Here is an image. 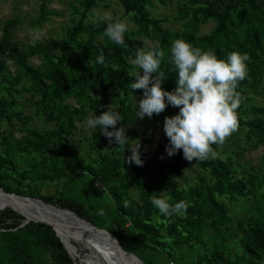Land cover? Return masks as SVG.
Segmentation results:
<instances>
[{
  "label": "trees",
  "instance_id": "1",
  "mask_svg": "<svg viewBox=\"0 0 264 264\" xmlns=\"http://www.w3.org/2000/svg\"><path fill=\"white\" fill-rule=\"evenodd\" d=\"M101 1L78 0V6H72L77 19L72 21L65 35L34 45L26 46L13 40V31L20 23L18 18L4 23L0 61H13L17 70L14 76L4 74L1 78L5 85H0L11 95L13 86L26 82L24 89L31 98H36L33 103L36 111L45 121L53 122L54 127L43 131L25 127L26 137L14 145L10 143L11 135L2 136L5 149L0 153V189L73 211L95 227L108 231L124 251L135 255L143 264L165 261L172 264H264V193L259 192L264 186V175L258 177L244 170L239 175L229 156L225 159L209 156L190 162L179 150L167 163L144 168L125 162L124 157L130 155L127 151L117 158L122 147L108 142L101 161H95L84 170L67 176L62 165L66 157L76 159L78 156L71 138L75 121L85 114L100 115L105 110L108 94L114 95V104L122 118L116 127L124 126L129 138L136 135L141 119H136L137 109L129 100L132 95L139 99L143 96V90L130 87L132 72L136 70L130 61L138 49L158 47L163 51L160 71L166 79L162 87L168 91L176 87L169 56L171 43L178 38L201 50L213 51L218 59H226L232 51L246 53L249 56L247 75L237 82L235 91L240 98L246 89L253 90L252 83L259 81L264 72V0H185L172 17L174 23H179V29L165 27V20L153 17L148 10L153 2L166 5L168 0H117L123 11L119 18L130 19L135 27H128L123 45L114 44L104 35L106 25L112 20L88 21L92 9ZM44 13L41 10L39 19ZM208 22L214 23L213 29L208 34L196 35L198 26ZM143 38L153 41V46L147 48ZM101 53L103 63L97 62ZM32 55L41 56L40 67L28 64L27 59ZM248 77L249 85L246 84ZM68 100L75 105L71 106ZM6 105L8 101L0 98V115L9 111L22 124H27V116L21 117V112L8 110ZM177 109L167 106L151 118L158 119L163 126L164 118L175 115ZM236 112V130L245 127L247 140H264V120L260 116L246 118L249 114L261 115L263 109L241 103ZM167 144L165 136L164 150ZM105 145L103 134L93 129L89 146L102 151ZM127 146H130L129 140ZM212 148L219 152L216 144ZM22 150L49 156L36 163L30 158L29 166L24 168L16 156ZM188 163L204 173L196 185L174 189L171 182L180 177ZM152 167L160 175L158 184L146 183L142 178ZM62 179L55 198L40 196L32 188L38 182L58 183ZM25 181L28 191L20 190ZM13 182L16 187L12 186ZM71 185L76 187L73 194L68 193ZM132 186L138 190V200L127 194ZM85 189L104 193L107 209L102 210L99 202L94 204ZM153 195L166 196L170 204L182 200L187 210L183 215L163 216L151 204ZM238 196H253L255 214L245 224L239 221L236 232L227 227L232 218L220 198L235 200ZM82 201L89 203V214ZM23 221L21 215L9 208L0 211V264H74L50 226L30 222L20 227ZM228 239L239 243V253L228 248ZM194 245H197L196 257L192 261L180 255L181 247L193 248ZM114 250L120 257L127 255L117 247Z\"/></svg>",
  "mask_w": 264,
  "mask_h": 264
},
{
  "label": "rangeland",
  "instance_id": "2",
  "mask_svg": "<svg viewBox=\"0 0 264 264\" xmlns=\"http://www.w3.org/2000/svg\"><path fill=\"white\" fill-rule=\"evenodd\" d=\"M77 1L78 0H0V36L2 27L6 20L18 18L20 23H18L17 27L13 31V40L17 43L28 46L34 45L38 42L47 41L49 39L61 38L65 35V31L71 26L72 21L77 19V16H75L72 12V6H78ZM185 2V0H168L166 5L153 2V7L148 8V10L151 12L153 17L164 19L165 22H163V25L165 27L179 29V23H174L172 17L175 15L178 5L184 4ZM41 10H44L45 13L44 17L39 19ZM122 14V8L118 4L117 0H103L98 2L97 6L92 9L91 16L88 18V21L96 22L102 20L108 22L122 16ZM38 19L39 22L35 23L34 20ZM127 21L128 27L135 28L130 19L127 18ZM213 27V22L199 25L196 35L208 34ZM36 31L41 33L39 38H34L32 35V33ZM143 40L147 48H151L154 44V42L149 39L143 38ZM27 62L33 67H40L42 58L41 56L32 55L28 57ZM16 70L17 66L13 61H0V83H3L1 77L4 74L10 73L11 76H14ZM249 79L250 78L248 77V81H246L247 85L251 84ZM3 84L5 85V83ZM252 84H254V89H246L245 94L239 99V104L242 103L244 106L251 104L261 107L263 109V112L260 113L261 115L249 114L246 118L260 116L264 120V72L260 76L259 81ZM25 85L27 86V83L22 82L17 86H13L11 95H9V93L1 87L2 85H0V98H4L8 101V105H6V107L9 108L8 110L21 112V117L27 116L29 118L27 124L24 125L18 120L17 116H13L9 111L0 115V153H3V150L5 149L2 141V136L4 134L12 136L10 143L14 145L17 141L26 137L27 133L24 131L25 127L38 131L48 130L54 127L53 122L45 121V119L42 118V116H40V114L36 111V107L33 104L36 98L30 97V93L24 89ZM246 98H248L249 101H247ZM139 100L140 99L137 95H132L129 102L136 107ZM67 102L71 106L75 105L72 100H68ZM110 105L117 109V106L114 104V95L112 93L105 97L104 111H107ZM7 108L4 107V110L6 111ZM178 111L179 109H177V112ZM91 115L92 114H85L74 123L75 128L72 131L71 138L73 139L74 146L78 151V156L76 159H69L66 157L62 162L67 176H72L84 167L94 164L95 161H101L102 155L108 148L107 146L109 145V141L104 135L103 139L106 141V145L102 151L94 150L89 146L91 142V131L93 129H89L87 127L86 119ZM136 131V135L130 137L129 141L130 147L135 146L137 142L140 145V159L143 161V164L138 167L148 168L149 166L167 163L169 157L162 148L165 145V135L161 122L154 118H143L136 126ZM244 134L245 127L235 130L225 138L223 143L216 144L219 152L215 153L224 159L229 156L232 159L233 166L238 169L239 175L242 174L241 170H244L253 175L257 174L258 177H261L264 175V140L258 142H255V140H247ZM120 151L121 153L119 156H116L117 158L123 157L125 151L129 152L128 149H125L123 152L122 148H120ZM16 156L23 164L22 167L27 168L29 166L27 160L30 161V158L34 159V161L31 162L36 163V161H43L44 158L49 155L43 157L40 152L33 150L28 152V150H22L19 151ZM202 173L204 172L199 170L196 166L188 163L182 170L180 177L172 181L171 185L174 189L178 190L196 185L198 178H200ZM142 178L146 183L154 182V184H158L160 175L157 174L152 167L151 172H145ZM25 182V185L20 187V190L28 191L26 187L27 181ZM62 182L63 179L58 183H51L49 181L38 182L37 185L32 188H34V191L40 196L55 198L60 191ZM78 182L81 183V181ZM11 184L13 187L17 186L15 182ZM96 188H100V186L96 185ZM75 189L76 187L71 185L68 188V193L73 194ZM263 189L264 186L259 192L264 193ZM85 192L86 195L92 199L94 204L99 202V206L102 210L107 209L108 204L104 201L107 197H105L106 195L104 193H98V191L94 189H85ZM127 194L132 199L138 200V190L135 186L129 188ZM220 200L227 208L228 215L232 218V222L227 225L231 231L238 232L239 229L237 227V223L242 221L245 224L247 220L255 214L252 208L254 203L253 196H238L235 200L222 197ZM82 202L86 212L89 214L91 212L89 210V203L87 201ZM34 222L36 223V221ZM28 223H30V221ZM26 224H24L23 221L20 227H23ZM73 243L77 249L78 258H73L69 255V253L67 254L72 259L74 264H110L115 258V256L112 255L108 249L106 251L104 249L103 251L99 249L96 250V248L89 247L85 243ZM227 246L235 253L240 252V245L238 242L234 241V239H228ZM196 248L197 245H194L193 248L181 247L183 252H181L180 255L192 261L196 257ZM65 251L67 252L66 249ZM92 254L94 255L91 256ZM149 256L152 255L149 254ZM124 259L126 261L119 259V264H140L138 260L128 254L124 256ZM81 260H86L87 263H82ZM162 261L164 262L165 259ZM163 264L172 263L165 261Z\"/></svg>",
  "mask_w": 264,
  "mask_h": 264
},
{
  "label": "clouds",
  "instance_id": "3",
  "mask_svg": "<svg viewBox=\"0 0 264 264\" xmlns=\"http://www.w3.org/2000/svg\"><path fill=\"white\" fill-rule=\"evenodd\" d=\"M128 31L127 18H115L109 22L104 35L116 45L124 44V35ZM39 38V31L32 33ZM164 53L158 47L138 49L130 61L136 70L132 72V90H143V96L136 104V119L159 115L167 106L178 108L173 116H166L163 131L168 139L165 153L168 157L182 150L187 161L205 160L215 157L213 144L223 143L225 138L238 127L237 112L239 95L235 91L237 82L247 75L246 53L232 51L226 59H218L213 51H204L194 47L184 39L172 41L169 60L175 71L176 87L172 91L162 87L165 74L160 71ZM97 62L103 63L102 53ZM122 121L119 110L110 105L100 115L94 113L86 119L89 129H99L109 141L128 149L130 155L124 157L129 164L141 166L137 142L127 146L130 140L124 126L116 127ZM111 129V130H109ZM151 204L163 216L183 215L187 210L184 201L170 204L167 197L153 195Z\"/></svg>",
  "mask_w": 264,
  "mask_h": 264
},
{
  "label": "bare ground",
  "instance_id": "4",
  "mask_svg": "<svg viewBox=\"0 0 264 264\" xmlns=\"http://www.w3.org/2000/svg\"><path fill=\"white\" fill-rule=\"evenodd\" d=\"M6 207L22 214L28 221L45 222L51 225L67 253L73 258H78L77 249L73 242H79L102 251L103 249L106 251L109 244L112 249L109 252L115 256L110 264H119V259L126 261L123 256L120 257L115 253L113 240L105 233L96 231L85 222L77 219L72 213L45 206L38 201L9 197L0 192V208ZM81 262L87 263L86 260H81Z\"/></svg>",
  "mask_w": 264,
  "mask_h": 264
},
{
  "label": "water",
  "instance_id": "5",
  "mask_svg": "<svg viewBox=\"0 0 264 264\" xmlns=\"http://www.w3.org/2000/svg\"><path fill=\"white\" fill-rule=\"evenodd\" d=\"M0 192H2L3 194H5V195H7V196H9V197H17V198H20V199H28V200L38 201V202L42 203V204L45 205V206H49V207H52V208H55V209H58V210H61V211H67V212H69V213H72L77 219H79V220L85 222L86 224H88V225H89L91 228H93L94 230L105 233V234H106L111 240H113L112 243H114V247H117V249H119L120 252H122V253H126V254H128L129 256L134 257L136 260H138V262H139L140 264H143L142 261H141L140 259H138L135 255H133V254H131V253H129V252L124 251L123 248L119 245L117 239H116L113 235H111L108 231L103 230V229H99V228L95 227V226H94L93 224H91L90 222H88V221H86L85 219H82V218H80L79 216H77V214L74 213L73 211H70V210H67V209H62V208H59V207L53 206V205H51V204L44 203V202H43L42 200H40L39 198L24 197V196H19V195H16V194L5 193L2 189H0ZM3 209H4V208H2V209H0V210H3ZM10 209L13 210V211H15V210L12 209V208H10ZM15 212H16V211H15ZM17 213H18V212H17ZM18 214H19V213H18ZM19 215H21L22 217H24L22 214H19ZM28 222H29V221L26 220V219L24 218V224H26V223H28ZM30 222H34V221H30ZM37 223H42V224L48 225V226H50V227L53 229V231L55 232L54 228H53L51 225H49V224H47V223H45V222H37ZM55 234H56V232H55ZM56 235H57V234H56ZM107 247H108L107 249H108L109 251L112 250L111 247L109 246V244L107 245ZM69 255H70V254H69Z\"/></svg>",
  "mask_w": 264,
  "mask_h": 264
}]
</instances>
